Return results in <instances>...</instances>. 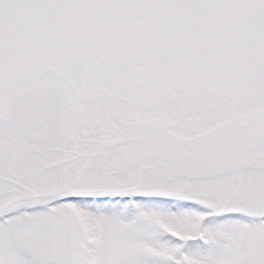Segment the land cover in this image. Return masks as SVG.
Returning <instances> with one entry per match:
<instances>
[{
    "label": "snow or ice",
    "instance_id": "1",
    "mask_svg": "<svg viewBox=\"0 0 264 264\" xmlns=\"http://www.w3.org/2000/svg\"><path fill=\"white\" fill-rule=\"evenodd\" d=\"M0 264H264V0H0Z\"/></svg>",
    "mask_w": 264,
    "mask_h": 264
}]
</instances>
